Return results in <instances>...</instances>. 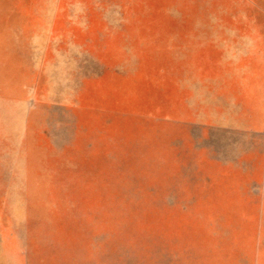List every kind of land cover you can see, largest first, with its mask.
Here are the masks:
<instances>
[{"label": "rangeland", "instance_id": "374dc122", "mask_svg": "<svg viewBox=\"0 0 264 264\" xmlns=\"http://www.w3.org/2000/svg\"><path fill=\"white\" fill-rule=\"evenodd\" d=\"M0 264H264V0H0Z\"/></svg>", "mask_w": 264, "mask_h": 264}]
</instances>
